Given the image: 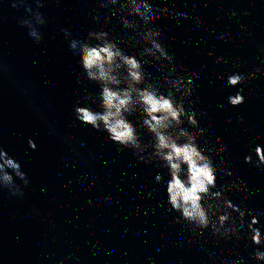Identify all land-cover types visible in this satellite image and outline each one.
I'll use <instances>...</instances> for the list:
<instances>
[{
  "label": "clouds",
  "instance_id": "obj_1",
  "mask_svg": "<svg viewBox=\"0 0 264 264\" xmlns=\"http://www.w3.org/2000/svg\"><path fill=\"white\" fill-rule=\"evenodd\" d=\"M100 2L101 7L113 8L115 14L122 17V27L133 31L131 40L145 47L140 56L131 55L108 32H90L87 38L70 42L85 78L99 87V93L91 97V105L74 107L76 119L98 132H106L113 143L131 150L143 162L156 164L167 171V202L179 214L177 223L189 225L187 230L198 236L208 230L219 242H223L233 237L243 239L240 231L247 222L245 235L256 246L252 258L264 261V251L260 250L264 247V233L257 227L261 213L242 210L227 197L226 193L236 185L218 187L221 171L229 177L234 174L228 168L218 169L214 161L213 157L225 151V148H203L200 145V138L206 134L200 120L206 119L208 114L197 112L191 100L197 74L182 75V67L178 73L172 65L173 57L161 43V32L156 27H150L159 19L161 12L169 13L172 10L154 11L150 0ZM34 15L37 23H44L39 13ZM177 15L187 18L186 13ZM21 24L30 27L32 37L41 39L30 21L23 20ZM218 38L223 40L226 34ZM142 56L150 57L167 69L163 80L151 79L146 75ZM235 67L240 68L241 65ZM253 75L233 72L227 77L226 85H245ZM242 93L241 87L236 94L228 97V104L234 108L244 104L246 98ZM87 99L89 97H82V100ZM136 115L140 118V129L146 130L143 134L129 119ZM240 122H243V117ZM185 124L190 127H185ZM145 135L151 137L149 142H144ZM204 143L210 145L212 141L205 140ZM29 145L33 149L36 147L32 140H29ZM253 151L256 159L253 160L249 154L244 158L245 163L256 168L264 167V145L257 144ZM224 163L221 160V164ZM20 167L0 148V187L19 191L15 184L16 177L27 184ZM155 179L158 183L162 182L163 176L157 174ZM238 190L247 197L254 194L250 191L245 193L243 185ZM235 264L241 262L237 260Z\"/></svg>",
  "mask_w": 264,
  "mask_h": 264
}]
</instances>
